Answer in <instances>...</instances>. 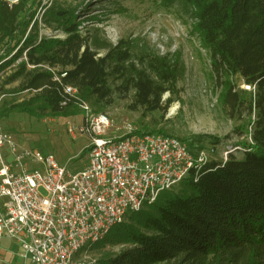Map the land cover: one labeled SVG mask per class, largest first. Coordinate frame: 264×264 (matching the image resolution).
I'll return each mask as SVG.
<instances>
[{"label": "trees", "instance_id": "16d2710c", "mask_svg": "<svg viewBox=\"0 0 264 264\" xmlns=\"http://www.w3.org/2000/svg\"><path fill=\"white\" fill-rule=\"evenodd\" d=\"M36 1L0 0V71L16 63L4 83L18 81L15 91L30 93L9 107L2 103L0 117L12 111L70 117L79 112V101L100 111L131 92L135 107L153 112L164 94L176 91L183 74L178 60L125 38L101 45L87 30L82 34L84 21H99L78 20L91 0L51 2L39 11ZM173 1L193 18L191 32L208 52L222 108L242 106L253 115L250 142H240L241 158L229 152L224 162L209 159L190 169L178 190H164L128 212L95 247L127 244L102 264H264V0H163ZM40 26L62 36L41 34ZM236 75L254 87L247 105L232 82ZM66 85L77 93L67 94ZM203 138L218 141L211 135L195 141ZM187 144L193 148L192 141Z\"/></svg>", "mask_w": 264, "mask_h": 264}, {"label": "built area", "instance_id": "2783aa9c", "mask_svg": "<svg viewBox=\"0 0 264 264\" xmlns=\"http://www.w3.org/2000/svg\"><path fill=\"white\" fill-rule=\"evenodd\" d=\"M64 91L77 93L71 85ZM78 108L81 121L68 132L88 142L85 164L76 171L52 153L21 146L0 121V238L19 246L24 264H94L84 245L100 241L128 212L212 157L213 149L191 148L175 135L117 126L87 102Z\"/></svg>", "mask_w": 264, "mask_h": 264}, {"label": "rangeland", "instance_id": "374dc122", "mask_svg": "<svg viewBox=\"0 0 264 264\" xmlns=\"http://www.w3.org/2000/svg\"><path fill=\"white\" fill-rule=\"evenodd\" d=\"M37 1L38 11L51 2H88ZM87 8L79 13L78 20L98 16L99 21H84L81 25L83 35L88 31L91 36H96L101 45L115 44L119 39L125 38L132 41L134 46H145L156 54L168 55L183 66V74L177 81L176 91L163 95L160 109L147 112L142 107H135L131 92L128 96L116 97L111 105L104 107L100 112L106 113L117 126L130 123L141 130H161L186 142L192 141L193 148L201 145L207 150L213 149L212 160L224 162L229 152L236 158L242 157L243 147L239 144L250 142L248 123L253 115L248 116L247 109L242 106L233 112L222 108L218 100L220 88L212 77L208 52L201 45L198 36L191 32L193 18L183 10L179 2L91 0ZM39 32L47 36H62L61 32H53L42 26ZM104 51L102 48L97 49L98 55H102ZM15 64L0 71V94L4 95L2 102L7 107L30 95L27 90L15 91L18 81L4 83L6 77L14 70ZM232 82L239 93V99L245 105L251 103L254 87L245 84L239 75L232 77ZM81 118L80 111L70 117L45 115L41 118L12 111L0 117V121L2 128L11 133L21 146L52 153L61 165L76 171L85 164L84 149L88 141L78 133L70 134L68 126L79 123ZM203 135L214 136L218 141L213 143L210 138H203L201 143H197L195 137ZM179 187L177 184L172 188L176 191ZM126 246L127 244L123 243H106L95 247L94 243L84 245L81 251H87L88 257L95 260L94 264H102L103 260L115 258Z\"/></svg>", "mask_w": 264, "mask_h": 264}, {"label": "crops", "instance_id": "0c3cea01", "mask_svg": "<svg viewBox=\"0 0 264 264\" xmlns=\"http://www.w3.org/2000/svg\"><path fill=\"white\" fill-rule=\"evenodd\" d=\"M0 264H24L19 246L7 238H0ZM25 264L30 263L27 261Z\"/></svg>", "mask_w": 264, "mask_h": 264}]
</instances>
